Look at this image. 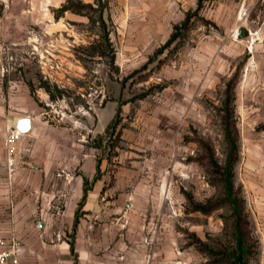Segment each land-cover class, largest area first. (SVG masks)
<instances>
[{"label":"crops","instance_id":"obj_1","mask_svg":"<svg viewBox=\"0 0 264 264\" xmlns=\"http://www.w3.org/2000/svg\"><path fill=\"white\" fill-rule=\"evenodd\" d=\"M67 1L0 0V235L21 241L19 264H161L162 252L167 258L175 253L156 224L152 202L160 178L142 175L145 165L114 164L91 143L111 122L112 102H92L79 117L50 104V91L33 89L27 76L39 62L47 83L61 87L80 77L74 51L97 37L90 30L96 23L85 10L59 12ZM74 1L92 11L103 5L101 18L112 27L108 41L121 65L142 64L185 21L184 49L198 51L205 67L226 65L230 58L216 51L246 48L244 28L256 29L249 12L257 0ZM201 76L192 78L209 87L223 73L211 69ZM251 107H244L237 128L240 145L259 158L264 111ZM10 128L22 132L12 173L5 147Z\"/></svg>","mask_w":264,"mask_h":264},{"label":"rangeland","instance_id":"obj_2","mask_svg":"<svg viewBox=\"0 0 264 264\" xmlns=\"http://www.w3.org/2000/svg\"><path fill=\"white\" fill-rule=\"evenodd\" d=\"M102 12L101 4L89 12L96 23L90 30L97 37L74 51L80 60V77L72 85L65 82L58 87L44 80L43 68L35 62L27 73L30 84L33 89L49 90L50 104L73 110L79 117L92 102L96 107L104 105V100L112 102L110 127L97 132L91 143L114 157V164L133 165L136 170L145 165L142 175L160 178L151 202L158 210L155 217L161 236L170 237L168 244L175 253L167 258L162 252L161 264H228L221 252L233 244L231 207L221 204L224 190L219 170L210 166L208 157L213 154L224 165L228 154L224 100L229 80L235 78L236 126L244 107L264 111V0H257L249 12L256 29L244 28L246 48L216 51L230 61L213 68L201 64L198 51L184 49L187 30H180L179 38L157 53L161 45L142 64L121 65L119 51L108 41L111 25L103 23ZM190 15L191 25L196 26L199 14ZM211 69H219L223 76L209 87L192 78H201ZM263 126L257 131H264ZM246 148L240 145L235 183L246 199L254 243L251 263L262 264L264 154L256 158L249 148L246 156ZM192 202L214 208L210 213L193 210ZM166 243L162 240L161 246Z\"/></svg>","mask_w":264,"mask_h":264},{"label":"trees","instance_id":"obj_3","mask_svg":"<svg viewBox=\"0 0 264 264\" xmlns=\"http://www.w3.org/2000/svg\"><path fill=\"white\" fill-rule=\"evenodd\" d=\"M100 3L101 0H98ZM74 10L77 12L88 13L92 11V6L88 4H82L81 2H75L74 0H68L58 11L63 12L65 10ZM187 21L181 26H174V31L170 39L159 49L157 53L161 52L163 47L168 46L174 40L182 35L180 30H187ZM235 78L229 80L226 88V99L224 100V122H225V140L227 142V157L224 165H220L214 158L213 154L209 155L210 166H213L219 170L220 183L224 190V196L222 198V206L228 204L231 207L232 218V237L233 244L231 246H224L221 255L228 264H252L251 256L254 253V243L252 237V229L250 227V220L246 210V199L243 195L241 187H236L235 183V171L239 161L240 143H239V131L236 126L235 110L233 106ZM119 113V111H118ZM110 125L108 126V128ZM107 128V129H108ZM260 128H264L260 127ZM193 210H199L205 213H210L214 206H205L193 203Z\"/></svg>","mask_w":264,"mask_h":264},{"label":"built area","instance_id":"obj_4","mask_svg":"<svg viewBox=\"0 0 264 264\" xmlns=\"http://www.w3.org/2000/svg\"><path fill=\"white\" fill-rule=\"evenodd\" d=\"M22 132L17 128H10L6 134L5 147L7 150V168L14 172L18 164L21 151L18 149V141ZM22 156V155H21ZM22 243L16 237L5 238L0 235V264H19L18 252Z\"/></svg>","mask_w":264,"mask_h":264}]
</instances>
